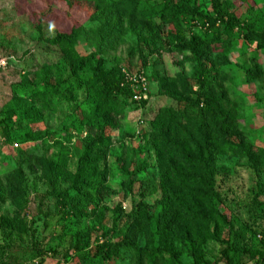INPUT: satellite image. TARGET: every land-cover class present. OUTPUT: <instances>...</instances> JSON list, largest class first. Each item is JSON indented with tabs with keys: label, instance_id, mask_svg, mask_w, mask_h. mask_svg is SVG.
Masks as SVG:
<instances>
[{
	"label": "rangeland",
	"instance_id": "rangeland-1",
	"mask_svg": "<svg viewBox=\"0 0 264 264\" xmlns=\"http://www.w3.org/2000/svg\"><path fill=\"white\" fill-rule=\"evenodd\" d=\"M197 1L201 11L213 13L210 0ZM221 10L239 17L253 30L264 32V0H221ZM101 11L84 0H0V120L2 113L15 114L6 128L0 121V183L4 187L0 199V264H130L123 257L99 254L97 240L100 245L105 235L109 243L120 241L136 218L137 204L152 207L161 198L160 171L151 135L141 134L159 109L176 106L164 96L165 80L177 87L178 77L191 78L193 65L187 54L173 50L178 40L171 27L155 19L151 47L127 25L118 43L108 44L105 40L100 46L89 41L86 33L100 26L96 16ZM38 31L44 37L74 32L75 50L79 56L90 58L88 68L101 65L109 71L123 67L134 74L142 69L150 84L151 101L146 109L137 104L124 106L118 99L117 110L123 108L122 116L115 119V126L103 125L110 145L100 155L98 168L105 169L107 175L103 182L100 180L102 192L86 206L81 217L72 215L66 202L56 197L64 190L74 196L69 185L52 183L35 161L52 159L63 148L69 152L68 170L75 171L87 134L70 136L63 126L81 103L94 102L93 93L84 84L72 92L60 85L79 83L71 74L70 62L55 63L57 55L38 45ZM231 44L229 50L225 46L218 49L229 61L228 67L217 73L225 92L222 105L235 116L241 141L255 151L264 149V77L247 75L252 61L264 72V52L257 51L255 43L244 41L239 34L232 36ZM90 76L86 70L79 73L83 82ZM44 84L55 86L57 95L45 100L36 96L34 90H41ZM87 133L95 135L96 130ZM218 164L223 169L216 180L219 206L232 227L230 231L225 228L219 241L207 245L204 258L210 263L227 264L221 255L227 243L258 248L255 236L264 237V216L257 206L264 203V169L255 174L245 158L222 157ZM139 165L140 172L134 175ZM128 180L133 184L131 192ZM9 183L20 188L22 209L15 204V197L11 200ZM16 220L25 224L23 233L16 228ZM136 231V243L143 247V233L141 229ZM182 262L192 264L188 258ZM238 264L253 263L242 256Z\"/></svg>",
	"mask_w": 264,
	"mask_h": 264
},
{
	"label": "trees",
	"instance_id": "trees-1",
	"mask_svg": "<svg viewBox=\"0 0 264 264\" xmlns=\"http://www.w3.org/2000/svg\"><path fill=\"white\" fill-rule=\"evenodd\" d=\"M84 1L102 9L96 16L100 26L86 33L89 41L98 42L100 46L105 40L108 44L118 43L127 28L140 35L143 44L151 47V37L157 27L155 19L159 24L171 27L178 40L173 50L181 55L187 54L193 65L191 78L178 77L177 87L165 80L167 90L164 96L174 101L176 106L159 109L141 134V137L151 135V145L158 159L160 200L152 207L137 204L136 218L128 232L116 243L107 242L106 236L102 235L100 245L97 240L98 253L123 257L130 264H183V258L190 259L192 264H216L205 260L206 247L210 242L219 241L225 228L230 231L232 227L219 206L221 197L216 180L223 169L219 167L218 159L245 158L255 174L264 169V149L255 151L253 146L241 141L235 116L223 108L225 92L218 83L217 73L222 71L219 69L228 67L229 61L218 49L225 46L229 50L232 36L239 34L244 41L255 43L257 51L264 52V32L253 30L239 17L222 11L221 0H210L212 14L201 11L197 0ZM124 25H127L126 28ZM39 33L38 45L57 55L55 63L62 60L70 62L71 74L80 84L60 85L72 92L81 89V84H84L93 93L94 102L89 105L81 103L66 118L63 126L70 136L87 134L75 171L68 170L69 152L63 148L52 159L35 161L36 167L52 183L69 185L74 196H69L64 190L56 197L66 202L72 215L81 217L86 206L95 202L102 192L103 183L100 180L103 182L107 175L105 169L98 168L100 155L103 156L110 145L103 125L114 124L115 119L122 116L123 108L117 110L118 99L124 106L135 105L131 101L132 90L125 83L123 67H114L109 71L101 65L88 68L90 58L79 56L75 50L77 35L74 32L55 33L50 37ZM84 70L91 73L85 82L79 77ZM136 73H142L150 85L144 70ZM247 75L263 78L264 72L252 61V70ZM33 93L43 100L49 95H57L56 87L51 84H44L41 90L38 88ZM150 101L149 94L148 100L137 106L146 109ZM1 116V124L6 128L7 121H11L15 114L2 113ZM92 128L96 130L95 135L87 133ZM141 167L139 165L133 174L137 175ZM98 183L100 186L96 187ZM132 185L128 180L127 189L130 192ZM19 189L9 183L7 192L11 200L15 197V204L22 209L23 195ZM3 196L4 187L0 183V199ZM257 206L264 216V203ZM16 222V228L23 233L25 224L19 220ZM138 229H141L145 240L143 247L136 243ZM261 237L260 234L255 236L258 248L227 243L221 255L227 264H238L242 256H247L253 264H264V237Z\"/></svg>",
	"mask_w": 264,
	"mask_h": 264
},
{
	"label": "built area",
	"instance_id": "built-area-1",
	"mask_svg": "<svg viewBox=\"0 0 264 264\" xmlns=\"http://www.w3.org/2000/svg\"><path fill=\"white\" fill-rule=\"evenodd\" d=\"M125 76V83L131 88L132 90V97L131 101L134 104H141L144 101L148 100L149 95V85L142 73H130L127 70L122 71ZM141 124L143 122H140ZM144 125V124H142Z\"/></svg>",
	"mask_w": 264,
	"mask_h": 264
}]
</instances>
